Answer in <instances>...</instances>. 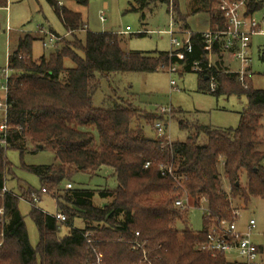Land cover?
<instances>
[{
    "label": "trees",
    "instance_id": "obj_1",
    "mask_svg": "<svg viewBox=\"0 0 264 264\" xmlns=\"http://www.w3.org/2000/svg\"><path fill=\"white\" fill-rule=\"evenodd\" d=\"M47 1L73 40L58 35L55 49L35 59L36 37L26 33L8 56L9 107L6 143L0 142V190L13 171L8 149L19 150L21 156L50 150L52 163H23L22 167L39 177L41 190L53 191L66 220L61 222L33 204L30 216L39 231L34 247L19 200L25 196L31 202L32 192L41 190L21 188V193L12 189L3 193L0 264H90L95 255L84 236L87 232L102 253L103 264H234L224 255L213 256L200 244L209 227H217L220 219H232L234 208L246 205L252 197L264 198V141L259 133L264 126V88H254L250 79L244 87L237 74L225 73L222 53L215 46L217 59L212 69L218 88L211 93L246 95L248 103L240 112L239 124L217 127L179 118L180 128L188 131L186 139L170 140L158 132L148 137L145 126L157 130L156 122L167 120V114L145 113L123 97L111 95L95 106L102 79L177 65L183 71L198 72V89L208 91L209 71L195 69L196 63L202 68L208 64L202 31L191 32L190 50L126 51L119 33L90 31L82 14L68 8L65 0ZM74 1L87 5L90 0ZM158 2L169 4V10L172 6L178 28L189 29L179 0H136L131 9L143 12L150 3ZM217 3L189 1L193 12L209 13L211 29L225 27ZM0 4L6 6L7 0ZM263 5L264 0H247V13ZM78 31L85 32L84 39L76 37ZM65 58L74 66L65 67ZM104 167L113 170L116 188H61L79 172L95 175ZM244 175L246 183L242 182ZM56 188L63 193H55ZM184 194L193 206H205L200 230L190 226V208L175 206V200ZM96 195L110 200L97 205ZM77 218L84 227L75 226ZM62 225L69 227L64 235L59 233Z\"/></svg>",
    "mask_w": 264,
    "mask_h": 264
},
{
    "label": "rangeland",
    "instance_id": "obj_2",
    "mask_svg": "<svg viewBox=\"0 0 264 264\" xmlns=\"http://www.w3.org/2000/svg\"><path fill=\"white\" fill-rule=\"evenodd\" d=\"M190 0H179L180 10L186 15L189 29L178 28L174 25V12L169 4L158 2L150 3L143 12L132 10V4L136 0H90L87 5H81L74 0H65V5L82 14L84 21L90 31H114L119 33L121 46L126 51H166L172 49L171 35L167 32L173 28L179 39H185L192 31H206L211 29L209 25L210 15L206 11L193 12L189 4ZM105 11L106 20L102 21L101 12ZM264 14V5L254 12L255 17L261 21ZM43 25L55 32L62 38L73 40V36L64 26L60 17L47 0H7V5L0 4V86L6 82V68L8 64V53L16 48L18 38L29 33L36 37L33 41V57L38 59L42 55H48L55 47L52 44L44 45V35L38 33L39 27ZM130 31L124 32L126 27ZM87 29V28H86ZM262 32L251 37L249 46L250 68L252 71V85L254 88H264V22L261 24ZM145 34H139V33ZM85 32L78 31L76 37L84 39ZM62 46V44H59ZM231 57L229 54L223 55V69L228 73L235 69H240L241 63L231 59V63L226 60ZM217 57H213V62ZM228 59V58H227ZM65 67H73L74 62L64 59ZM171 80H175L176 85H171ZM199 86V74L196 71H183L178 66L177 72L160 70L155 72H126L116 73L110 79L103 78L100 89L95 95L94 105L101 106L106 96L123 97L132 102L145 113H157L159 108L171 107L173 113L167 114V120L162 121L164 132L171 140H184L188 136V131L181 129L179 118L189 122L210 124L217 127H236L240 121V112L246 107L248 99L246 95L239 97L236 94H220L216 96L210 91H201ZM3 90L0 89V96ZM176 111V112H175ZM2 114L0 112V119ZM148 137H155L157 130L151 126H145ZM260 137L264 141V126L260 130ZM262 150L264 151V145ZM7 156L12 163V175L8 176L7 186L17 193L27 189L40 191L42 183L39 177L31 171L22 167L23 163L49 164L54 161V153L50 150H41L37 153L25 152L23 156L17 149H8ZM264 165V159L262 161ZM66 181L61 188H66ZM246 183V176L242 178ZM73 187H86L95 189H114L117 186L116 177L110 167L102 168L98 174L91 175L86 172H79L73 178ZM227 190L230 185L225 181ZM48 188V186H47ZM55 193H63V190L54 189ZM48 188V193H42L41 199L35 204L43 211L55 214L59 211L57 200ZM23 196L19 200V208L24 216L26 227L31 244L36 247L39 242V231L35 221L30 216L32 210L31 202ZM110 199L94 197V203L103 205ZM241 203V200H240ZM238 216V223L241 228H245L248 220L254 218L257 223L256 232L264 233V198L252 197L245 205L242 204ZM205 206H192L189 209V223L195 230L203 228V215ZM75 226L84 227L80 218L75 220ZM183 228L182 223L178 224ZM69 227L62 225L60 235L68 232ZM256 240L261 237L256 236Z\"/></svg>",
    "mask_w": 264,
    "mask_h": 264
},
{
    "label": "built area",
    "instance_id": "obj_3",
    "mask_svg": "<svg viewBox=\"0 0 264 264\" xmlns=\"http://www.w3.org/2000/svg\"><path fill=\"white\" fill-rule=\"evenodd\" d=\"M217 7L221 11L224 20V28L209 29L202 32L204 41L206 43L208 64L205 68H202L198 63L195 64L196 70H207L209 74L207 76L208 91L216 92L218 88V78L217 74L213 71L212 65L213 57L215 54V46H217L222 55L229 54L232 59L238 60L241 63L240 69L232 70L230 72L237 74L238 80L242 82L244 87H248L247 81L252 77V71L250 67L251 58L249 57V44L251 36L262 32L261 24L264 22V14L261 21H259L254 13H247V0H217ZM102 21L106 20L105 11L101 12ZM174 21V20H173ZM175 25V24H174ZM38 33L44 35L43 38L44 45L52 44L55 46L57 40L60 38L52 30L40 26ZM129 26L126 27L124 32L130 31ZM167 32L171 35L172 50H177L182 47L186 49H191L190 35L185 39H179L175 34L173 28H170ZM10 52L8 53L9 56ZM170 72H177L178 66H169ZM6 82L0 86L3 90V94L0 96V112L2 117L0 119V142L6 143L7 135V111H8V101L7 95L9 91L8 78L10 76V71L8 69V64L6 68ZM171 85L174 87L176 85L175 80H171ZM172 111L171 107H160V113L170 114ZM156 128L158 136H168L164 132V125L162 121L156 122ZM170 139V137L168 136ZM171 140V139H170ZM150 162H147L148 166ZM171 172V168H168ZM165 173V170L162 172ZM72 182L66 184V188H72ZM10 188L5 184V186L0 190V195L9 191ZM47 193V190L43 188L40 193L32 192L31 204H36L41 199V194ZM30 202V201H29ZM175 206L186 209L193 206L190 201L189 196L184 194L182 197L175 200ZM2 212V209H0ZM240 213L239 208L233 209L232 219H220L218 221V226L209 227L207 238L202 242L201 248L210 252L213 256L224 255L229 261L234 264H264V238L260 243L255 242L254 234L256 231L257 223L254 218H250L244 229H240L238 223V216ZM55 218L61 222L66 220V216L62 211H58L54 214ZM90 233L87 232L84 236L87 238L92 251L95 255L93 261L90 264H103L102 253L98 250L95 240L90 237ZM139 235V232H136ZM135 246H140L139 243H135Z\"/></svg>",
    "mask_w": 264,
    "mask_h": 264
},
{
    "label": "crops",
    "instance_id": "obj_4",
    "mask_svg": "<svg viewBox=\"0 0 264 264\" xmlns=\"http://www.w3.org/2000/svg\"><path fill=\"white\" fill-rule=\"evenodd\" d=\"M253 13H254V12H253ZM42 26H43V25H42ZM44 27H45V26H44ZM86 27H87V29H88V25H86ZM203 31H204V30H203ZM252 36H253V35H252ZM252 36H251V37H252ZM250 43H251V39H250ZM249 46H250V44H249ZM222 56H223V55H222ZM214 57H216V55H215ZM227 58H228V59H227ZM227 58H226V60H228V61L231 63L230 60H231L232 58H231V57H227ZM222 60H223V57H222ZM214 62H215V61H214ZM249 68H250V67H249ZM250 69H251V68H250ZM235 70H236V69H235ZM250 80H252V77H251ZM239 227H240V226H239ZM240 229H244V228H241V227H240ZM256 236L261 237V240H256V238H255ZM263 238H264V233H262V232H258V231L256 232V231H255V234H254V240H255V242L260 243V242L263 241Z\"/></svg>",
    "mask_w": 264,
    "mask_h": 264
}]
</instances>
